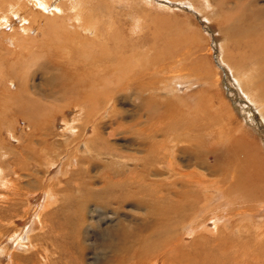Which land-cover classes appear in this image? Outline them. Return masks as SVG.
<instances>
[{
  "label": "rangeland",
  "instance_id": "1",
  "mask_svg": "<svg viewBox=\"0 0 264 264\" xmlns=\"http://www.w3.org/2000/svg\"><path fill=\"white\" fill-rule=\"evenodd\" d=\"M3 1L0 2V58L3 59L5 63L21 62L24 64L22 67L23 70L17 71L20 78L21 89L27 90L32 87L31 85L26 84L23 80L26 77V74L28 75L29 73L34 72L39 67L40 63L43 66L47 65L46 62H48L51 66H54L49 58H67V56L69 57V55H72L73 53L76 54L75 57L85 58L83 56V53L85 52L84 44L73 43L71 39L61 41L57 40L55 42V46L51 48L49 52H45V50L42 52L43 48H37L35 41L37 40L40 47L43 41V37L41 36L43 35H40V33L36 34V32H33L32 35L31 31L30 33L28 32V34L21 32L22 27H27L33 30L36 28H50L48 22L49 18H44L43 14L33 11V9L40 8H38V6H34L33 8L31 7V5H34L32 1L37 0H24L27 6L25 11H16L12 5L11 8L13 9L10 15L7 14L9 7H5L4 4H2ZM117 1L118 0H51L49 8L50 11L57 10L56 8L64 11L62 14L67 17H60L58 21L61 23L62 28L67 29L66 35L69 37L75 31L79 32V25L84 28V25L91 24V17L89 16L90 11L88 9L89 7L96 12V20L98 21L99 26L102 24L101 18H104L106 22L109 20V22H112L113 25L119 26L121 24L123 30L126 28L125 33L127 34V32L130 31V28L133 29L134 26L136 28V24H139L140 17H145L148 19L145 21L146 23L152 21L153 23L166 29V32H172V34L174 33L177 35L179 44H181V42L185 45L187 44L188 47H190L188 52H190V54L195 53L201 58V63H203L206 67L205 74H208V78L214 77V75L218 77L221 90H215L216 92L210 95L211 102L218 106L220 104L219 100L222 99L224 102L226 101L227 105H230V108L232 107L231 109H237V112L234 111V115L237 116L235 119L239 121V124L232 128L238 130L239 133L237 134L235 141H230L231 136L229 135L228 130L224 129L222 132V139L220 140L221 142L224 141L223 144L220 145L219 143H214L216 136L212 135V132L214 128H217L220 124L218 120L220 118V114L215 110H211L210 112L203 106H199L198 108L194 106L193 98H196L197 95H202V91L198 89V92L195 94L196 96L192 97L188 104H185V106H178L179 110L176 111H165L152 122L138 123L137 121H127L129 117L123 121H113L110 120L109 115L106 113L102 116H97L93 122V129L91 128L88 131L87 129L81 130V132H83V136L80 140L81 144H85L86 142H91L92 144H88V148L82 145L80 148L76 149L77 159L82 160L83 155L86 156L88 154V149H94L100 145H104L105 149L115 154V156L112 160L99 158L98 160H95L94 165L92 166H89L85 162L79 163L78 167L80 168V171H77V166L73 162L72 165L65 166V168H63L62 164H60V162L66 164L68 160L67 156L68 153L71 152V149L70 147L67 149L65 147L64 150H62L61 148L54 146L55 142H59L60 140L56 136L54 140H51L49 144L50 146L48 145V149H54L55 152L61 150L62 153L54 176L51 177V174L47 175L46 172H49V169H45L42 164L34 167L23 165L27 168V172L24 174L30 176L31 182L34 184H40V187L34 190L33 193H42L43 191L48 190L54 182L58 183V186H54V189L58 191V202L53 206V208H47L43 204L44 200H37V202L34 201L29 207L31 202L28 203L27 196L20 197L19 200L15 202L16 204L18 203L17 206H15L13 203L14 201L8 199L10 198L12 192L6 190V186L10 187L12 182L8 180L4 184L3 179H0V251L8 248V244L6 243L7 237L13 236L12 239H16L17 236H15V234L19 233L22 235L27 224H31L35 220L34 215H31L30 212L33 207H36L41 221L40 225L35 224L36 229L33 233H37L38 235L36 234L32 240L36 238V241H33V245H44L48 249V254L46 258L43 259L44 264H121V262H117V258L122 259L123 257L115 255L114 253L110 254L108 249L105 250V248L108 247L102 245L107 239L117 242L120 241L121 238L118 232L109 235L105 231L108 226H113L109 223L111 216L104 215L105 219L104 221H101L104 213L100 211L97 216V213L91 203H85V201H83L82 206H84L79 207L78 202L75 204H69L67 200H79V190L84 187L94 193L104 189L105 184L102 181V178H106L109 181V188L126 182V187L143 190L140 182L144 174L133 170L135 166H141L143 162L147 160L142 155L143 144L147 150V152H144L143 154L145 156H150V169L152 171H156L160 168L164 169L161 176L152 177L150 180L156 182H166L171 185L173 190L179 191L180 182L191 181L184 175H179L178 173L180 171H189L192 153H196V148L202 146L205 141L204 137H200L196 140V142L189 143L182 137L176 136L174 133V129L176 128L186 129L194 126V123L190 118L193 113H197L203 128L210 129L209 134L211 135L210 144L207 148L209 151L207 153V157L208 164L211 166L212 170H215L216 173V176L212 178V182L216 181L215 179H217V176L222 170L224 176L223 179L228 180L230 173H227L226 167L231 165L232 168L229 172L234 168L235 165L231 164L232 159H238L240 161L241 164L237 167H243L246 163H249V167L252 169L253 175L257 179L264 180V176H261L260 173V171H263L264 173V121H262L263 119L261 118V115L257 113L254 106L247 102V96L242 92L240 87H237L239 85L235 80V78H239V68H241V65L244 68H242L243 72H250L248 64L252 59L248 55H253V52L252 49H250L248 53L245 52L248 46V41L252 40L254 37L255 43L264 42V0H203V2H200L214 10L211 15L209 13H204V11H202V9L198 6H190L189 3L185 4L182 3V1L177 0H121V2L123 1L122 3L115 5ZM114 6L118 7L114 9ZM109 9H111V13H108ZM198 9L201 11L197 12L196 10ZM23 14H27L29 16V21L20 19ZM109 15H111V17L105 18ZM7 19H10L11 23L13 21L12 25L11 23L10 25H8L9 23H6ZM71 19L75 20V24H77L74 31L71 28L73 25L69 23L71 22ZM115 19L117 21L113 22ZM137 28L139 29L140 26L137 25ZM230 31L232 34H228ZM246 32V37L238 36V34ZM138 34L139 39L142 38L141 36L143 34ZM170 34L171 33H169V35ZM89 35L96 39L93 32L89 33ZM129 35L130 38H134L131 33H129ZM49 37L51 36H48L47 40ZM130 38L127 37V42H130ZM49 39L55 40L56 37L54 36ZM142 41H144L143 38ZM65 46H68L69 49L62 50L61 48ZM137 47L138 46H136V48ZM12 48L15 50L16 54L13 53L14 50H12ZM143 49L144 47H142V50ZM136 54L137 51L134 55L136 56ZM110 55L111 56L105 52L93 50L89 57L96 58L98 60V70H105L106 72L105 75L100 74L98 83L105 77L113 76L114 73L111 71L112 67L126 70L128 75L132 76L128 78L122 76L121 82L123 85L126 84L128 79H130V82L128 83L129 86H132L133 79L138 81L145 79L148 81L163 83L162 78L154 77L147 69L137 71L122 64L119 61L115 50L111 47ZM243 56H245L247 60L245 63L243 61ZM74 64L75 62L72 63L69 71H74ZM184 71L185 70L182 72ZM176 73L179 74V72H175L174 75H177ZM199 73L200 70L194 69L192 72L185 71L183 74H188V77L192 80ZM3 74L5 73L3 72ZM48 75L49 74H47L46 78H48ZM84 77L89 80L88 73L85 74ZM251 77L255 80L254 82H256V78H258V81L262 80V94H258L257 90L254 89L252 91V95L255 94L253 99L257 104L259 103L258 105L264 106V80L257 77L255 72L252 76H250V78ZM5 81L7 80H0V89L3 87V84H5L11 91H15L13 84L9 83L10 81L2 83ZM212 81V79H209L210 83H212ZM57 83V86L55 83V86H53L55 88L57 87L59 90L65 84L63 81H57ZM196 84H198V82ZM42 88L45 92L54 95L56 94V96L59 91L57 88H52V86ZM43 96L46 100L45 103H43ZM57 97H60V95ZM104 99L105 96L103 93L99 92L96 96V100L103 101ZM37 101H40V105L42 107L44 106L42 111L43 113H41V115L45 114L46 116L42 118L50 119L48 114L50 111L49 109L51 108L49 96L47 94H43L40 97L37 96ZM241 101H244V103L246 102L250 107V110H248L247 106L242 105L243 103ZM184 103H186V101H184ZM184 103L181 102V104ZM118 104L119 103L117 102L116 108ZM131 107V104L127 103L122 106L121 109L125 108L130 110ZM252 113L254 114L253 121L249 118V115H252ZM238 114L241 117L244 116L246 119H242L243 117L241 118L240 116L238 117ZM8 115H10V113ZM13 117L15 118V116ZM68 119H70V117H68ZM6 121L7 120H4L0 123V173L2 168L9 174L12 167L16 174L20 176L19 167L21 164L19 162L23 159V156L20 155L18 150L19 143L14 141L13 138L6 132V128H8V123L4 124ZM20 122L21 124L18 123V125H21L19 127L23 128L24 124L22 121ZM9 123H12V120H10ZM50 123V133L57 134L61 129L56 125V122L50 120ZM10 125L11 124H9V126ZM42 130L44 129L42 128ZM44 132L46 131L44 130ZM46 133H48V131ZM20 134L21 133L16 130L14 136L16 138H23L25 135L24 133ZM230 144H232L234 149L235 147L237 149L234 151ZM160 145L167 149V159L165 161L161 158L155 157L157 149ZM248 147L250 148L249 151L252 157L251 161H246L243 155V152H245ZM243 148H245V150ZM199 154L204 155L205 151H200ZM8 164H11V167ZM62 168L63 172L59 176ZM117 171H120V173H117ZM237 174L238 169L236 170L235 177ZM198 175L201 176L202 172L199 171ZM5 176H7V174H5ZM9 177L12 181L16 180V177L13 175ZM26 181L27 177H21L18 182V186L25 189ZM260 185L261 184L258 183L256 187H259ZM238 192L241 193L240 197L244 200L240 211L235 212L232 207H227L221 209V214L226 217L223 221L227 220V224H229V227L223 234L225 236L229 235L225 239L226 248L234 246L236 250L240 251L238 252L240 253V256L238 257L236 255L234 257H230L228 260L223 262L222 258H225L226 255L219 254L221 248L220 238L216 235V228L214 229V227L210 226L208 232H195V227L199 224V222H202L201 218H199L201 213H197L196 211L203 207L206 202L196 201L193 208L190 211H187V216L184 218L183 214V217L179 221V223L182 222L183 225L188 224L189 227L186 228L181 225V231L179 234L181 236H187V239L180 240L181 244L178 246L173 257L170 259L172 264H208L209 260L212 262L220 260L221 264H264L263 219H257L259 223L253 222L252 226L247 225V229L238 236L231 234L234 230V227L232 226L237 224L236 213H240L241 219L246 221V219L249 218L247 214L251 212L250 210H252V204L249 203L250 199L255 202V205L261 204L264 206V192L261 187L255 189L254 191L250 188H244ZM114 193L119 195L122 192L116 188L114 189ZM130 202L133 204L132 201ZM63 212L69 216L68 218L64 216V223L67 225V227L64 225L65 229H67V236L59 237L58 234L66 233L65 231L57 228V225L62 222L61 215ZM137 213L139 212L134 211L133 207L125 205L120 215V218L122 219L121 224L129 226L127 229L128 234L124 236V240L128 243L129 250H126L125 252V255L127 253L128 255L124 258L123 261L125 263L123 264H151L150 260L152 259H150V257L154 254L155 248L162 247L165 243L163 242V244L159 247L148 244L142 248H138L139 244L138 246L135 244L136 247L134 248L133 242L136 238L134 241L133 239L135 236L138 239V236L136 233L132 235L131 230L134 227L131 223L132 218L135 216L138 218L136 226L139 225L141 214ZM213 213H215V211ZM253 213H257L258 215L256 214V216L260 217L259 212ZM3 215L5 216V219H1V216ZM217 219L218 218H214L211 219V221L215 222ZM74 223H76V225H74ZM176 226H179L177 221ZM117 227L118 226H115L114 230H116ZM28 229L26 231H28ZM40 230H42L45 234V237L42 240L38 237L42 234ZM129 232H131L130 235ZM187 233L190 234L187 235ZM16 242L17 241H15V243ZM20 242V248L8 250L9 252L7 255L0 253V264H5V261L8 259L10 253L21 260L26 258V256H24V252L26 251L25 246H27V244L24 240H21ZM60 245L62 248H60ZM145 247L149 248L147 253H145ZM115 251L120 252L118 248H116ZM130 251H132V253H130ZM158 256L161 255L157 254L152 257L154 259V264H159L155 260ZM147 257H149L148 260L146 259ZM16 262L20 263V261L17 260Z\"/></svg>",
  "mask_w": 264,
  "mask_h": 264
},
{
  "label": "bare ground",
  "instance_id": "2",
  "mask_svg": "<svg viewBox=\"0 0 264 264\" xmlns=\"http://www.w3.org/2000/svg\"><path fill=\"white\" fill-rule=\"evenodd\" d=\"M1 1L3 0H0V2ZM37 1H32L34 5H31V7L33 8L34 6H38V8L41 9H33V11L43 14L44 18H49L48 22L50 28H36L33 30L27 27H22L21 32L28 34V32L30 33L31 31L32 35L33 32L43 35L41 36L43 37V41L40 47L37 43V40H34L37 48H43L42 52L43 50H45V52H49L50 49L55 46V42L57 40L61 41L71 39L73 43L84 44L85 52L83 53V56L85 58L75 57L76 54L74 53L72 55H69V57L67 56V58H49L54 66H51L48 62H46L48 66H42V64L40 63L39 67L34 72H31L28 75L26 74V77L23 81L26 84L32 86L27 90L20 88V78L17 74V71L23 70L22 67L24 64L21 62L5 63L4 60L0 58V80H7L2 83H7L8 81H10L9 83L13 84V87L15 88V91H11L8 86L3 84V87L0 89V123L4 120H7L6 122H4V124L8 123L6 132L13 138L14 141L19 143V148H17L20 152V155L23 156V159H21L19 162L21 164V166L19 167V172L21 177H27L25 189L22 187L20 188L18 186V182L20 181L21 177L16 174V172L10 166L11 164H8L11 167L9 174L1 168L0 179H3L4 184L8 180L12 182V185L10 187L6 186V190L12 192L10 198L8 199L14 201L13 203L15 206H17L18 204H16L15 202H17L22 196H27L28 203L31 202L29 204V207L31 206L32 202H37V200H44L43 204L47 208H53V206L58 202V191L54 189V186H58V183L54 182L48 190L43 191L42 193L37 192L36 194L35 192L33 193V191L38 189L40 187V184L32 183L30 180V176L24 174L27 172V168L25 166L34 167L42 164L45 169H49V172H46L47 175L51 174V177L55 175L58 167L57 164L60 162L59 158L62 153L61 150L55 152L54 149H48V145L50 144L51 140H54V138H56V136L60 140L59 142H55L54 146H57L62 150H64L65 147L66 149L68 147H70L71 149V152L68 153V160L66 164L60 162L63 168H65V166L72 165L73 162L77 166V171H80V168L78 167L79 163L85 162L89 166H92L94 165L95 160H98L99 158L112 160L115 154L106 150L104 145H100L99 147L94 149H88V154L86 156L83 155L82 160H78L76 155V149L80 148L82 145L88 148V144H92L91 142L81 144L80 140L83 136V132H81V130L87 129L88 131L91 128L93 129V122L96 117L102 116L104 113L109 115L110 120L113 121H123L129 117L127 121H137L138 123L152 122L163 112L176 111L179 110L178 106H185V104H188L192 97L196 96L195 94L198 92L197 90L200 89L202 91V95H197L196 98H193L194 106L196 108H198L199 106H203L210 112L211 110H215L220 114V118L218 119L220 124L217 126V128H214L212 132V135L216 136L214 143H219L220 145L223 144L224 141L221 142L220 140L222 139V132L224 131V129L228 130L229 135L231 136L230 141H235L236 136L239 132L232 127L239 124V121L235 119V117L237 116L234 115V111L237 112V109H231L232 107L230 108V105H227L226 101L224 102V100L222 99L219 100L220 104L218 106L214 105L211 102L210 95L212 93H215V90H221L218 77L214 75V77L208 78V74H205L206 67L203 63H201V58L195 53L190 54V52H188L190 47H188L187 44L185 45L182 42L181 44H179L177 35H175L174 33L172 34V32H169L171 33L169 35V33L166 32V29L158 24L153 23L150 20V22L146 23L145 21L148 19L145 17H140L139 24H136V28L135 26L133 29L130 28V31H128L127 34L125 33L126 28L123 30L121 24L119 26L113 25V23L109 22V20H107L106 22L104 18H101L102 24L101 26H99L98 21L96 20V12L91 7H89L88 9L90 11L89 16L91 17V24L84 25V28L79 25L80 33L75 31L69 37L68 35H66L67 29L62 28L61 23L58 21L60 17H67L62 14L64 13V11L58 8H56L57 10L50 11L49 4L51 0ZM177 1H182V3L185 4L189 3L190 6H198L202 9V11H204V13H209L210 15L214 12V10L210 9V7H208L207 5L200 3L203 2V0ZM122 2L121 0H118L115 5ZM2 4H4L5 7H9V10L7 12L8 15L11 14L13 8H15L16 11H25L27 9L24 0H4ZM11 6L13 8H11ZM116 7L114 6L113 8L115 9ZM110 10L111 9H109L108 13H111ZM196 11L198 12L201 10L198 9ZM109 17H111V15L105 18ZM20 19L29 21V16L27 14H23ZM116 21L117 20L115 19V21L113 22ZM75 22L76 21L72 19L71 22H69L73 25L71 27L73 31L77 26ZM6 23H9L8 25H10V19H7ZM137 25L140 26L139 29L137 28ZM88 32H93L96 39L89 35ZM129 33L134 36L133 39L130 38ZM138 33L143 34L141 37L143 38L145 43L144 41H142V38H140L141 40L139 39ZM228 34H232V32L230 31L228 32ZM48 36H55L56 39H49L51 38L49 37L47 40ZM238 36L246 37L247 32L240 33L238 34ZM127 37L130 38V42H127ZM136 46L138 47L136 48ZM110 47L115 50L116 55L122 64L128 66L132 70L142 71L143 69H147L154 77L162 78L164 84L155 81H148L145 79L140 81L133 79L132 86H129L128 83L130 82V79H128L126 81V84L123 85L121 82V77L123 76L125 78H128L132 76H129L126 70H122L116 67H112L111 69L112 73H114L112 77H105L98 83L100 74L105 75L106 72L105 70H98V60L96 58L89 57L93 50L105 52L109 54V56H111ZM142 47H144L143 50ZM61 49L68 50L69 47L65 46ZM250 49H252L254 55H248L252 59L248 64L250 67V72H243V67L241 65V68H239V78H235V80L239 85L237 87H240L242 92L247 96V102L254 106V108L257 110V113L261 115V118L263 119L262 121H264V106L258 105L259 103L257 104L253 99V97H255V94L252 95V91L254 89L257 90L258 94L262 92V80L258 81V78H256V82H254L255 80H253L252 77L250 78V76H252L255 72V75L257 74V77L264 80V42L255 43L253 37L252 40L248 41V46L245 52L248 53ZM12 50L14 49L12 48ZM136 51L137 54L135 56L134 54ZM13 53H15V50ZM243 61L244 63L247 61L245 56H243ZM73 62H75L73 66L74 71H69V68H71ZM194 69L200 70V73L196 75V77L192 80H190L188 74H183L185 73V71L192 72ZM183 70L185 71L182 72ZM3 72L5 74H3ZM175 72H179V74L176 73L177 75H174ZM87 73L89 80L84 77V75ZM47 74H49L48 78H46ZM209 79L213 80L212 83L209 82ZM57 81H63L65 83L60 90L56 87L57 90H59L57 92V96L60 95V97H57L56 94L54 95L45 92V90L42 88L48 86H52V88H55L54 86H57L58 84ZM197 82L198 84H196ZM99 92H102L105 96V99L103 101L96 100V96ZM43 94H47L51 101V108L48 112L50 119L42 118L46 116L45 114L41 115V113H43L42 111L44 106L42 107L40 105V101H37V96L40 97ZM218 96L220 97L219 94ZM42 98L44 99L43 103H45L46 100L44 96ZM184 101H186V103H184ZM117 102L119 104L116 108ZM181 102L184 104H181ZM241 102L243 103L242 105L247 106L248 110H250V107L246 102ZM127 103L131 104L132 106L130 110H127L125 108L121 109L122 106ZM9 113L10 115H8ZM13 116H15V118ZM239 116L240 115L238 114V117ZM68 117H70V119H68ZM242 117V119H246L244 116ZM190 118L194 123V126L192 128H176L174 129V133L176 134V136L182 137L186 140V142L189 143L196 142V140L200 137H204L205 141L202 146L196 148V153H192L189 171H180L178 173L179 175H184L191 181L180 182L179 191L173 190L171 185L167 184L166 182H156L150 180V178L152 177L161 176L164 169L160 168L156 171H152L150 169V156H145L143 154L144 152H147L143 144L142 155L147 160H145L141 166H135L133 168V170L139 171L144 174L140 182L143 190L126 187V182L109 188V181L106 178H102V181L105 184L104 189L94 193L88 188L84 187L79 190V200H67L69 204H75L76 202H78L79 207L82 206L83 201H85V203H91L97 213V216L100 211L104 213L102 215L101 221H104V215L111 216V220L109 221V223L113 226H108L105 231L109 235L118 232L121 238L120 241L117 242L107 239L106 242L102 245L108 247L105 248V250L108 249L110 251V254L114 253L115 255L123 257L122 259L117 258L118 263H125L123 260L126 255H128V253L125 255V252L126 250H129L128 243L124 240V236L128 234L127 229L129 228V226L121 224L122 219L120 218L125 205L133 207L134 211L139 212L137 214H141V219L139 225L137 226L136 224L138 222V218L135 216L132 218L131 224L134 228H132L131 232L132 235L136 233V235L138 236V239L136 236L133 239L134 241L136 238V240L133 242L134 248L136 247L135 244L137 246L139 244L138 248H142L143 246L148 244L159 247L163 244V242H165L162 247L155 248L154 254L152 255V257L157 254L161 255L156 257L155 259L159 264H172L170 259L173 257L178 246L181 244L180 240L187 239V236H181L179 233L181 231V225L186 228H188L189 226L188 224L183 225L182 222L179 223V221L183 217V214L184 218L187 216V211H190L193 208L196 201L206 202L203 207L196 211L197 213H201V216L199 218H201L202 222H199V224L195 227V232H208L210 226L214 227V229L216 228V235L220 238L221 248L219 254L226 255L225 258H222L223 262L225 260H228L230 257H234L236 255L238 257L240 256V253H238L240 251L236 250L234 246L226 248L225 239L229 235L225 236L223 234L224 232H226L229 224H227V220L223 221V219H225L226 217L221 214V209L232 207L235 212L240 211L241 205L243 204L244 200L240 197L241 193L238 191L244 188H250L254 191L255 189L261 187L262 191L264 192V180L257 179L253 175L252 169L249 167V163H246L247 166L245 165L243 167H237L241 164L240 161L238 159H232L231 164L235 165L234 168L229 172V170L232 168L231 165L226 167L227 173H230V178L228 177V180H224L222 170L221 173L217 176V179H215L216 181L212 182V178L216 176V173L215 170H212L211 166L208 164L207 157V153L209 152L207 148L210 144L211 135L209 134L210 129H205L201 126L197 113L191 114ZM249 118L253 121L254 114L252 113V115H249ZM10 120H12V123H9ZM50 120L56 122V125L59 126V128L61 129L60 131L62 132L59 131L57 134L50 133ZM20 121H22V123L24 124L23 128H20L19 126L21 125H18V123L21 124ZM9 124L11 125L9 126ZM41 127L46 132L48 131L49 134L44 132ZM16 130L21 134H25L24 136L22 135L23 138H16L14 136ZM230 145L232 146V144ZM236 149L237 148L235 147L234 151ZM243 149L245 150V148ZM249 150L250 148L248 147L245 152L240 151L243 152L244 159L246 161H251L252 158ZM200 151H205V154L200 155ZM155 157L161 158L163 159V161H165L167 159V149L164 146L160 145L157 149ZM63 168L62 170H60L61 172L59 173V176L62 174ZM236 168L238 169V174L235 177L237 170ZM199 171L202 172L201 176L198 175ZM117 173H120V171H117ZM260 173L261 176H264L263 171H260ZM5 174H7V176H5ZM11 175L16 177L15 181H12L10 179L9 176ZM258 183H260L261 185L259 187H256ZM116 188L122 193L116 195L114 193V189ZM130 201H132L133 204ZM249 203L252 204V210H250L251 212L247 214L249 218L246 219V221L241 219L240 213H236L237 224L232 226L234 227V230L231 233L234 236H238L240 233L245 231L247 229V225L252 226L253 222L259 223L257 219H263L264 221V206H262L261 204L255 205V202L252 199H250ZM37 210L38 209L36 207H33L31 209L30 214L34 215L35 220L31 224H27L26 228L23 230V234L21 235L19 233H14L15 236H17V238L14 240L12 239L13 236L7 237L6 243L8 244V248L2 249L0 251L1 254L7 255L9 252L8 250L20 248V241L24 240L27 244V246H25L26 251L24 252V256H26V258L24 260H21L20 258L10 253L8 259L5 261V264H44L43 259L46 258L48 249L44 245H33V241H36V238L32 240V238L37 234L33 233L36 229L35 224L40 225L41 221L40 215L38 214ZM214 211L215 213H213ZM253 212H259L260 217H257V213L255 214ZM64 216L66 218L69 217L63 212V214L61 215L62 222L57 225V228L65 231L66 233L58 234L59 237L67 236V229H65L64 227ZM214 218L218 219L215 222H212L211 219ZM1 219H5V216H1ZM176 221L178 222L179 226H176ZM74 225H76V223H74ZM65 226L67 227V225ZM115 226H118L116 230H114ZM27 229L28 231H26ZM40 231L42 234H40L38 237L40 240H42L45 237V234L42 230ZM131 232H129V235L131 234ZM188 234L190 233H187V235ZM15 241L17 242L15 243ZM60 248H62L61 245ZM116 248H118L120 252H116ZM145 248V253H147L149 251V248ZM130 253H132V251H130ZM152 257H150V259H152L150 261L151 264H154V259ZM146 259L148 260L149 257H147ZM16 260L20 261V263H17ZM208 264H221V261L218 260L212 262L211 260H209Z\"/></svg>",
  "mask_w": 264,
  "mask_h": 264
}]
</instances>
